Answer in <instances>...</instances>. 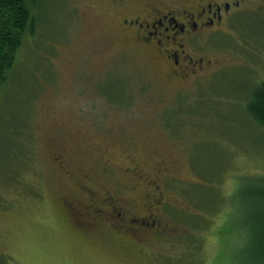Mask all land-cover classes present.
Instances as JSON below:
<instances>
[{
    "label": "rangeland",
    "instance_id": "374dc122",
    "mask_svg": "<svg viewBox=\"0 0 264 264\" xmlns=\"http://www.w3.org/2000/svg\"><path fill=\"white\" fill-rule=\"evenodd\" d=\"M205 1L43 0L0 88V264H254L235 189L264 175V0ZM164 14L199 30L147 39Z\"/></svg>",
    "mask_w": 264,
    "mask_h": 264
},
{
    "label": "trees",
    "instance_id": "16d2710c",
    "mask_svg": "<svg viewBox=\"0 0 264 264\" xmlns=\"http://www.w3.org/2000/svg\"><path fill=\"white\" fill-rule=\"evenodd\" d=\"M41 4L43 0H0V88L7 83L8 74L16 65L24 41L36 34ZM246 37L250 38L249 34L242 37L244 43L250 41ZM246 99L245 106L250 120L264 132V79L253 86ZM112 102L119 104L117 101ZM175 111H168L166 115ZM164 122L166 124V119ZM237 192H242L246 213L237 214L242 230L239 228L235 233L238 237H242V234L244 236L242 239L247 258L254 264H264V175L244 177L242 184L235 189Z\"/></svg>",
    "mask_w": 264,
    "mask_h": 264
},
{
    "label": "flooded vegetation",
    "instance_id": "af4514ba",
    "mask_svg": "<svg viewBox=\"0 0 264 264\" xmlns=\"http://www.w3.org/2000/svg\"><path fill=\"white\" fill-rule=\"evenodd\" d=\"M204 3H209L207 6L210 7V9H212V5H214V0H206ZM229 9L228 5H223V7L217 5L215 7V9L213 10V12L211 13V15H208L207 17V21L208 23H215L217 20H220L222 17V14ZM179 14V13H178ZM215 14V15H214ZM177 14L175 15H162L161 18H158L154 23H153V28L154 31L150 30V26H147L146 31L148 30L147 34H146V38L149 39L150 37H152L154 34L158 33V30L160 29V26H164L165 25V21L166 24L168 25L165 28V31H169V30H173V37L167 36V40L168 42L171 41H175L177 39H180L179 37L183 38V39H188V38H192L194 32L199 30V26L196 22H192L190 23L192 20L200 18L202 16L197 15L195 16L194 14H190V19L186 20L185 16H182V20H178V18L176 17ZM190 23V24H189ZM140 25V24H139ZM140 26H143V24H141ZM159 42H161V40H159ZM178 47L176 48V50L174 51V53H172L171 55L169 54V59L171 61L174 62V64H179V53L177 51V49H179L181 51V53H184V50H182V47L185 46V44L183 43V40H181V43L178 40ZM189 59L192 60V58L189 57ZM200 61V60H198ZM191 67H196V64H190ZM109 202H112L111 199H107ZM111 207H114L113 205H111ZM92 208H97L96 205L91 204L88 207V210H91ZM98 212L101 214L102 210H98ZM98 214V216H102ZM104 216V215H103ZM148 221V220H147ZM151 222H149L150 224L154 225L157 228H161L158 225V220H153L150 219ZM136 223V222H134ZM139 225H142L141 223H138Z\"/></svg>",
    "mask_w": 264,
    "mask_h": 264
}]
</instances>
